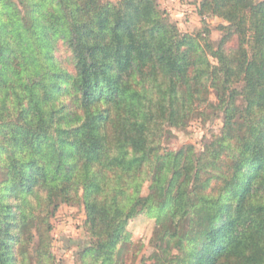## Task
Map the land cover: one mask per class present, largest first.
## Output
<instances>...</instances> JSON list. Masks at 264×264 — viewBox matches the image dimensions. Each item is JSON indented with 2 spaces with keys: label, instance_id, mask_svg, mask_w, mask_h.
Listing matches in <instances>:
<instances>
[{
  "label": "trees",
  "instance_id": "1",
  "mask_svg": "<svg viewBox=\"0 0 264 264\" xmlns=\"http://www.w3.org/2000/svg\"><path fill=\"white\" fill-rule=\"evenodd\" d=\"M199 13L217 45L158 0H0V264H55L63 204L85 210L77 264H126L141 213L157 264H264V0ZM216 110L203 151L163 149Z\"/></svg>",
  "mask_w": 264,
  "mask_h": 264
},
{
  "label": "rangeland",
  "instance_id": "2",
  "mask_svg": "<svg viewBox=\"0 0 264 264\" xmlns=\"http://www.w3.org/2000/svg\"><path fill=\"white\" fill-rule=\"evenodd\" d=\"M202 1L158 0V3L182 33L197 35L208 29L209 33L204 32V37H208L217 45L223 37L222 25L226 22L215 16L202 17L199 13ZM236 44L235 38L229 47H235ZM212 61L214 62L213 58ZM210 100L217 103L212 89ZM221 117L217 110L211 111V116L207 119L195 114L185 128H170L166 132L162 142L163 149L176 150L185 145H192L197 152L203 151L206 143L220 133L223 126ZM143 194H148V184H145ZM85 218L83 206L67 204L61 205L52 218V252L55 264H77L78 252L90 242ZM155 225L156 220L146 213H141L130 222L123 250L126 264H157L158 252L151 244Z\"/></svg>",
  "mask_w": 264,
  "mask_h": 264
}]
</instances>
